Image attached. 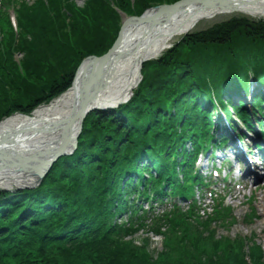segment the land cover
Wrapping results in <instances>:
<instances>
[{
    "label": "trees",
    "instance_id": "obj_1",
    "mask_svg": "<svg viewBox=\"0 0 264 264\" xmlns=\"http://www.w3.org/2000/svg\"><path fill=\"white\" fill-rule=\"evenodd\" d=\"M49 1L50 4L45 0H38L33 4H29L27 0H17L16 2L20 19L26 17V21L29 22L24 24L31 32L35 31L37 37H42L41 39L47 43L52 52L49 53L46 50L48 56L45 57L44 53L40 54L39 60L42 65L36 63L37 56L32 62L37 71V80L42 86L34 94L28 91L31 95L30 98H34V104L28 110L66 90L72 83L78 63L91 53L98 55L105 53L116 40L120 28V16L113 7H110L107 0H89L86 12L91 14V20L85 18L86 12L82 9H78L72 17L71 14L64 12H69L65 8V4L60 5L57 0ZM131 1L118 0L116 5L125 7L126 4L128 7L125 11L133 14H140L144 9L153 5V0H135V5H132ZM159 1L161 2L159 4H162L177 0ZM22 22L24 20L21 21V24ZM73 23L74 26H71ZM261 23L263 22L258 24L246 18H233L218 25L216 30L186 36L158 61L145 65L143 82L135 91L131 102L126 105L132 113L127 114V121L124 124L118 122L113 113H97V119L91 118L87 121L81 140L85 137L91 143L93 141L90 136H95L102 144L101 151L112 152L118 156L120 147L123 148L127 144V141H123V139L133 142L135 138L147 136L160 125H172L167 121L163 123L161 119L160 110L165 106V99L173 101L172 105L178 113H182L183 109L187 107L186 109L195 114L199 107L194 106V97L204 94L206 85V81L203 80L198 70L205 73L211 81L210 84L218 89V85L224 82L226 76L230 77L238 67L235 55L237 46L245 47L248 51L256 45L260 47V44H263L264 46V27L261 26ZM67 27L70 28L71 36ZM89 31L94 33V38L83 43L82 50L80 47L77 49L76 45L70 44L69 40L70 37L73 38V33L77 34L76 40H74L80 41ZM98 33H102V35ZM18 40L22 44L21 37ZM13 64L15 65L14 62ZM175 96L177 97L173 98ZM5 113L0 111V116ZM166 116L168 115L166 114ZM82 158L79 154L71 157L75 169H70L63 164L51 173L41 188L44 196L40 194L31 199V204H33L34 210L36 209L34 215L43 210L44 202L41 199H46L50 193H55L59 189L68 188L77 197L87 201L85 196L92 191V188H95L91 183L96 169L94 164H86L92 159L89 155H86V159ZM97 176L98 174L95 175V177ZM72 199L75 201L76 197ZM19 212L20 210H16L10 205L8 214L6 213L4 216L0 214L1 225H3L0 227V246L7 252L4 257L8 260L15 258L16 260H13L11 264H25L22 262L23 255L20 248L36 247L39 248L41 261L37 260L32 264H45L42 261L52 260L45 257L43 246H39V239L42 235L39 225L42 224L22 221L21 217H18ZM43 213L50 216L51 218L48 220L52 221L60 219L63 213L68 217L67 220L75 218V212L67 214L64 210L58 212L54 208L44 209ZM122 240L119 237V240L112 245L111 255H126V251L139 255L138 250H132ZM138 249L141 251V248ZM1 252L2 250H0ZM73 252V250L61 251V255L65 257L64 264H90L78 255H74ZM136 260L135 257L132 262L136 264ZM102 261L104 260H95L91 263L105 264ZM62 262L55 263L61 264ZM244 264L246 263L244 262Z\"/></svg>",
    "mask_w": 264,
    "mask_h": 264
},
{
    "label": "bare ground",
    "instance_id": "obj_2",
    "mask_svg": "<svg viewBox=\"0 0 264 264\" xmlns=\"http://www.w3.org/2000/svg\"><path fill=\"white\" fill-rule=\"evenodd\" d=\"M236 10L255 17H264V0H244L243 3L239 0L236 2L231 0H188L177 10H150L145 14V19L127 25L117 49L111 57L105 61L92 63L86 60L84 62L89 69L92 66V71L85 80L84 78L79 79V71L74 82V89L71 88L49 105L36 109L31 115L16 114L1 122L0 188H13L11 182H16V186L30 185L34 181V177L31 175H40L39 173H44L46 170L47 166L43 165L41 160L49 159L54 154H57L61 160L70 157V155L61 154L60 147H66V150L74 147V155L79 154L80 157H83L82 159H86V155L96 154L102 146L97 137L91 135L93 141L91 143L85 137L80 141L74 140L78 128L76 117L80 116L78 110L81 104L88 110V108L92 109L97 105L115 104L120 100H125L130 95V88L132 89L139 83L140 66L145 60L163 55L174 38L190 31L200 20L212 19ZM83 81L85 88L82 90L80 101L77 93L79 84H82ZM69 138L71 140L68 145L66 142ZM94 144L97 145L96 148L93 147ZM136 147H138V141L133 142L126 148V151L122 152L128 160H137L145 166L148 172H152V145L146 144L141 149L143 155L139 158L133 154V148ZM29 157L34 159L20 161L21 158ZM66 175L69 177L68 174ZM107 179L108 188L92 182L97 190L92 188V191L85 196L89 202L83 198L80 199L68 188L50 193L46 199H41L44 202L43 210L54 208L58 212L64 210L67 214L79 211L82 215L76 222L71 221L68 224L66 221L68 217L64 216L65 213L61 215L60 219L52 221L48 220L51 217L45 215L42 210L35 215L36 221L42 224L39 225V230H42L39 241L43 243L44 240L52 238L54 240V236L61 235L62 232L65 240L74 241L84 236L82 230L85 226L90 225L93 228L107 226L109 221L124 215L127 199L118 189L110 188L111 181L108 177ZM41 188L42 186L29 189L19 188L16 192L0 197V211L8 212L11 205L16 210H20L18 217L24 213V210L35 213L36 209L34 210L31 199L43 193ZM111 189H115L114 195L108 199L107 192ZM65 193L68 196L62 197ZM66 197H76V200L67 201ZM261 200L260 204L264 211V195ZM97 204L104 205V207L98 209ZM109 209L113 210L112 217L108 216L107 210ZM204 241H208V238H205ZM14 245L17 246V244ZM43 246L46 251L51 249L44 243ZM137 253L146 255L139 249ZM55 257L59 256L50 255V259ZM7 260L4 258L3 263L6 264Z\"/></svg>",
    "mask_w": 264,
    "mask_h": 264
},
{
    "label": "rangeland",
    "instance_id": "obj_3",
    "mask_svg": "<svg viewBox=\"0 0 264 264\" xmlns=\"http://www.w3.org/2000/svg\"><path fill=\"white\" fill-rule=\"evenodd\" d=\"M29 1L30 3H34L37 0ZM84 1L87 0H78L76 3L81 5ZM116 1L118 0H107L106 2L112 6H116ZM131 3L135 5V0H132ZM152 3L159 4L161 2L159 0H153ZM14 7L17 8L18 5L14 4ZM65 7L69 8L67 5ZM127 7L128 6L125 4V7L121 6L119 11H121V13L126 12L125 10ZM2 10L10 14L12 20H14L15 15L13 9L9 10L6 8L7 11H5L2 6L1 11ZM71 16L73 17V15ZM205 20L206 22L200 23L193 31L204 29L207 27V23H214L217 19H212L211 21L209 19ZM8 25L11 31L12 26L9 23ZM71 26H74V23ZM1 29L0 27V111H4L6 110L5 105H7L12 98V96H10L12 88L21 89L22 87V82L19 80L20 84H18L16 76L15 80L12 82L14 73L19 76L17 72L19 62L24 65L25 69L37 75L36 68L33 67L32 62L35 61L36 56V59H39L41 53H44V57L48 56L46 50L49 53L52 52L47 47V43L41 39L42 37H37L35 31L31 32L25 24L20 34L23 40L22 44L19 40L14 39V36H16L14 33L10 34V31L9 33L3 32ZM67 30L69 31L70 28L67 27ZM98 34L102 35V33ZM76 35L77 34L73 33V38L75 40ZM9 38H11L10 41H8ZM73 38H70V43H75ZM3 39L7 44L1 43ZM89 39L91 40L92 36L86 34L80 41L78 40V44L83 46V43L87 42ZM177 39L178 37L174 38L173 42L177 41ZM52 45H54L53 42ZM80 49L82 50V47H80ZM41 59L44 60V58ZM12 62H14L15 65L12 64ZM32 80L35 82H32ZM32 80L27 79L29 85L33 86L31 92L34 94L42 85L37 81L36 77ZM18 86L20 88H18ZM262 194L264 195V188H259L249 202L248 199L246 200L245 196H239L233 199L227 197L228 207H231L232 210L230 213L227 210L225 211V215H227L225 218H231V220L227 222L223 219H219L214 226L212 225L211 229L205 230V227H202L201 224L199 225L200 220L197 218H183L184 220L173 218L172 221L163 220L153 223L152 228L135 232L132 237L127 238L129 239V244L127 246L134 249H138L139 247L141 251L143 250L144 254H146L136 256V264H244V261L236 259V256L230 257L234 253L238 254L236 249H232L230 245L223 246L225 243L223 244L222 242L230 241L232 245L234 243H243L241 248H247L249 257H247L248 253L245 251L244 259L247 257L246 264H264V254H261V249L253 253L256 257L252 258L250 255L251 250L258 243L262 244L264 247V217L262 209L258 206L260 205L259 197ZM250 212H254V216L247 215ZM257 215H259L258 219L256 218ZM224 222L228 224L225 225ZM202 235L205 237H212L211 244H209L208 241L205 242ZM215 243L218 245L220 243L222 244L217 246V250H212V247H215ZM234 246L236 247V245ZM134 258V256L129 254H116L106 258L102 262L105 264H134L132 262ZM93 259H96L95 256ZM62 260L63 262L61 264H64L65 257H62ZM48 261L49 260H45L44 262L46 263ZM97 263L100 264V262Z\"/></svg>",
    "mask_w": 264,
    "mask_h": 264
},
{
    "label": "water",
    "instance_id": "obj_4",
    "mask_svg": "<svg viewBox=\"0 0 264 264\" xmlns=\"http://www.w3.org/2000/svg\"><path fill=\"white\" fill-rule=\"evenodd\" d=\"M188 0H181V1H178L177 3H175V4H172V5H162V6H160V7H158V8H162V9H173V10H177L181 5H183L184 3H186ZM125 17V16H124ZM141 19H145V16L143 17V16H141V17H128V18H126V19H124L123 20V24H122V27H121V31H120V36L123 34V30H124V28H125V25L127 24V23H129V22H135V21H139V20H141ZM117 43H118V40H117V42L115 43V45L113 46V48L106 54V55H104V56H102V57H97V56H90V57H88V58H86L85 60H84V62L86 61V60H89V61H91L92 63L93 62H98V61H104V60H106V59H108L110 56H111V54L116 50V48H117ZM92 67V66H91ZM90 67V68H91ZM89 70V68L87 67V65L84 67V69H83V73H82V75H81V78H82V76L84 77V75H85V73L87 72ZM84 88H85V83H84V81H83V83L79 86V88H78V93H77V96H79V97H81L82 96V90H84ZM80 101H81V99H79ZM80 120L82 121L83 120V118L85 117V110L83 109V107H81L80 108ZM78 117V116H77ZM63 151H60L61 153H63L65 150L64 149H62Z\"/></svg>",
    "mask_w": 264,
    "mask_h": 264
}]
</instances>
